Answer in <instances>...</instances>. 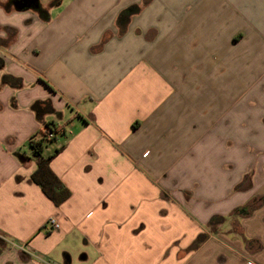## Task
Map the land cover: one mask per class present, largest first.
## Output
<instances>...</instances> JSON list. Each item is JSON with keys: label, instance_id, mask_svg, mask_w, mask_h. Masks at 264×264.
I'll return each mask as SVG.
<instances>
[{"label": "crops", "instance_id": "0c3cea01", "mask_svg": "<svg viewBox=\"0 0 264 264\" xmlns=\"http://www.w3.org/2000/svg\"><path fill=\"white\" fill-rule=\"evenodd\" d=\"M21 1L0 6V264H264V0ZM46 124L59 207L31 181Z\"/></svg>", "mask_w": 264, "mask_h": 264}, {"label": "trees", "instance_id": "16d2710c", "mask_svg": "<svg viewBox=\"0 0 264 264\" xmlns=\"http://www.w3.org/2000/svg\"><path fill=\"white\" fill-rule=\"evenodd\" d=\"M38 113L42 112L39 111ZM57 130L58 129L55 128V125L46 124L44 129H42L37 135L31 137L28 144L37 164V169L31 176V181L41 188L45 196L51 200L55 206L59 207L71 196L70 190L61 182L51 168L52 160L63 150V147L56 149L52 154H44V145L47 143V134L51 131ZM261 200L263 202L264 198ZM206 239L207 235H201L197 238L194 245L198 246L205 242Z\"/></svg>", "mask_w": 264, "mask_h": 264}, {"label": "built area", "instance_id": "2783aa9c", "mask_svg": "<svg viewBox=\"0 0 264 264\" xmlns=\"http://www.w3.org/2000/svg\"><path fill=\"white\" fill-rule=\"evenodd\" d=\"M55 128H57V131H51L47 134L46 136V140L47 142H55V143H59L60 138L62 136L65 135L64 130H62V128L60 126H55ZM62 146L60 145L59 148H61ZM49 226L51 229L53 230H58L60 228V224L57 222L56 219H50L49 220Z\"/></svg>", "mask_w": 264, "mask_h": 264}, {"label": "rangeland", "instance_id": "374dc122", "mask_svg": "<svg viewBox=\"0 0 264 264\" xmlns=\"http://www.w3.org/2000/svg\"><path fill=\"white\" fill-rule=\"evenodd\" d=\"M7 1L9 2V1H11V0H0V6H6L7 5ZM41 1V3L43 4V5H48L49 3H51L52 1H54V0H40ZM124 1H126V0H124ZM57 10H58V8L57 7H55L54 9H53V12L55 11V12H57ZM21 14V13H20ZM21 16H26V13H22L21 14ZM24 19H26L27 17H23ZM28 26V28H34L33 30H32V33L34 34L35 33V31H37L38 29H39V33H40V27H41V25H34V24H27ZM13 31L14 30H12V33H13ZM11 33V32H10ZM11 33V34H12ZM0 34H4L2 31H0ZM6 34V33H5ZM3 44V42H1L0 41V44ZM0 241H1V243H3V239H1V237H0ZM78 258H79V255H76L75 257H74V261H77L78 260ZM75 264V263H74Z\"/></svg>", "mask_w": 264, "mask_h": 264}, {"label": "water", "instance_id": "95a60500", "mask_svg": "<svg viewBox=\"0 0 264 264\" xmlns=\"http://www.w3.org/2000/svg\"><path fill=\"white\" fill-rule=\"evenodd\" d=\"M37 3V0H22L20 4L25 8H31Z\"/></svg>", "mask_w": 264, "mask_h": 264}]
</instances>
